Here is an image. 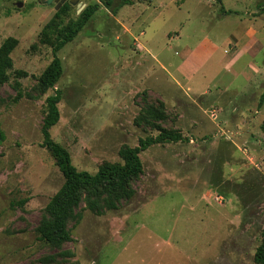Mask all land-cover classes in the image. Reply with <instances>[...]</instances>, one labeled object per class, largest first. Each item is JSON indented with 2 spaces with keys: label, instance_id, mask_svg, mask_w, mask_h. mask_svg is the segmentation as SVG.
I'll use <instances>...</instances> for the list:
<instances>
[{
  "label": "rangeland",
  "instance_id": "obj_1",
  "mask_svg": "<svg viewBox=\"0 0 264 264\" xmlns=\"http://www.w3.org/2000/svg\"><path fill=\"white\" fill-rule=\"evenodd\" d=\"M133 1L114 14L98 0H78L63 17L99 4L58 54L64 72L55 89L62 100L51 137L78 170L94 174L104 162H122L123 146L157 136L136 118L148 103L163 102L169 118L162 125L188 141L141 152L135 196L101 216L83 210L82 220L69 224L73 241L62 249L73 256L61 264H260L264 0ZM45 2L0 0V46L8 37L19 41L9 81L0 87V264H44L58 252L35 231L64 183L42 145L45 101L55 91L36 88L54 57L40 43L56 12L55 3ZM205 39L221 52L192 80L182 79L185 51ZM232 47L247 53L231 71L221 69L219 58L225 51L232 58Z\"/></svg>",
  "mask_w": 264,
  "mask_h": 264
},
{
  "label": "trees",
  "instance_id": "obj_2",
  "mask_svg": "<svg viewBox=\"0 0 264 264\" xmlns=\"http://www.w3.org/2000/svg\"><path fill=\"white\" fill-rule=\"evenodd\" d=\"M98 1L114 14L120 7L134 4L133 0H118L115 6H113V0ZM73 8L69 2L65 3L55 12L40 34V43L51 47L54 57L39 76L36 88L41 94H45L49 90L55 91L45 101L46 116L41 127L42 145L51 152L64 177L63 185L46 205L35 230L40 241L58 250L56 254L42 258L41 261L44 264H61L62 258L73 256L71 252L62 249L66 243L73 241L69 224L71 222L79 223L83 217V210L101 216L105 211L118 210L122 202L129 201L135 196L136 190L133 183L144 172L140 158L141 152L157 144L188 141L181 132L162 125L169 118L163 102L148 103L137 116L136 125L144 124L152 127L158 131L157 136H147L140 139L136 147L123 146L119 151L122 162H104L94 174L88 171H80L73 165L68 150L55 142L50 133V130L60 120L58 104L62 100V94L55 87L64 70L58 54L85 28L97 12L99 4L89 3L79 15L66 21L63 17L68 16ZM260 10L261 13H264V5ZM18 44L17 38L8 37L0 46V87L9 81V71L13 68L12 53ZM18 75L27 74L19 71ZM263 103L264 93L260 97L259 106H262ZM261 130L264 132V119ZM23 203L25 201L21 202V204ZM82 204H84V208H82ZM255 258L257 262L264 264V231L261 234V241L256 249Z\"/></svg>",
  "mask_w": 264,
  "mask_h": 264
},
{
  "label": "crops",
  "instance_id": "obj_3",
  "mask_svg": "<svg viewBox=\"0 0 264 264\" xmlns=\"http://www.w3.org/2000/svg\"><path fill=\"white\" fill-rule=\"evenodd\" d=\"M233 57L227 59L226 55L230 54L228 51L224 52V55L219 58L218 65L221 69H227L231 71L237 64L240 56L247 53V51H240L236 48H233ZM217 52H221L220 46L216 42H211L208 39H205L202 43H199L193 50H186L185 56L182 59V62L178 66L179 75L182 76V79L192 80L195 73H199L212 57H214ZM183 80L177 79L175 85L178 86L181 90L185 91L183 86ZM187 90V89H186ZM189 90V87H188ZM187 92V91H185Z\"/></svg>",
  "mask_w": 264,
  "mask_h": 264
},
{
  "label": "water",
  "instance_id": "obj_4",
  "mask_svg": "<svg viewBox=\"0 0 264 264\" xmlns=\"http://www.w3.org/2000/svg\"><path fill=\"white\" fill-rule=\"evenodd\" d=\"M65 2H66V0H46L45 3H46V5H51L52 3H55L56 4L55 10L58 11L61 8L62 4H64ZM77 2H78V0H70L71 5H75V4H77ZM16 6L18 8H21L23 6V4L22 3H16ZM84 7L85 6L79 7L78 11L81 12L84 9Z\"/></svg>",
  "mask_w": 264,
  "mask_h": 264
}]
</instances>
